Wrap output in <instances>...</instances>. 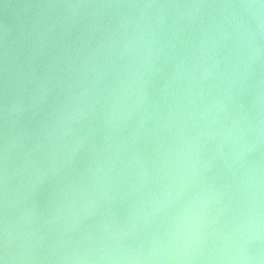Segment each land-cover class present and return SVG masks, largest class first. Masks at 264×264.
<instances>
[{
	"label": "water",
	"instance_id": "water-1",
	"mask_svg": "<svg viewBox=\"0 0 264 264\" xmlns=\"http://www.w3.org/2000/svg\"><path fill=\"white\" fill-rule=\"evenodd\" d=\"M8 264H264V0H0Z\"/></svg>",
	"mask_w": 264,
	"mask_h": 264
},
{
	"label": "snow or ice",
	"instance_id": "snow-or-ice-1",
	"mask_svg": "<svg viewBox=\"0 0 264 264\" xmlns=\"http://www.w3.org/2000/svg\"><path fill=\"white\" fill-rule=\"evenodd\" d=\"M5 248L6 246L0 243V264H8V259H7Z\"/></svg>",
	"mask_w": 264,
	"mask_h": 264
}]
</instances>
